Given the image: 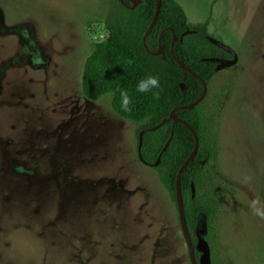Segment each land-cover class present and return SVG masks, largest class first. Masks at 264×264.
<instances>
[{
  "label": "rangeland",
  "instance_id": "1",
  "mask_svg": "<svg viewBox=\"0 0 264 264\" xmlns=\"http://www.w3.org/2000/svg\"><path fill=\"white\" fill-rule=\"evenodd\" d=\"M174 1L237 54L213 125L209 173L232 192L211 260L264 264V218L249 207L264 204V0ZM109 5L0 0V264H189L174 202L136 157V125L108 94L80 93Z\"/></svg>",
  "mask_w": 264,
  "mask_h": 264
},
{
  "label": "trees",
  "instance_id": "2",
  "mask_svg": "<svg viewBox=\"0 0 264 264\" xmlns=\"http://www.w3.org/2000/svg\"><path fill=\"white\" fill-rule=\"evenodd\" d=\"M121 1L110 0L103 19L105 37L91 45L82 64L80 93L87 100H96L108 94L115 114L136 125V138L142 130L139 156L136 152V157L155 170L158 181L174 202L176 170L190 152L193 137L183 124L167 119L168 113L172 108L194 101L201 92L200 80L205 83L206 92L199 103L190 109L174 111L175 116L184 120L197 137L196 152L181 171L179 187L195 263L201 264L197 246L203 243L209 256L216 247V224L224 199L223 192L232 190L225 181L210 175L209 164L215 162L218 153L214 118L223 95L229 89V77L234 68H230L227 82L214 89L209 84L216 73V64L208 58L227 54L206 39L207 21L189 25L174 0H160L156 19L144 35L155 0H139L133 8H130L131 1L136 0ZM186 28L193 32L184 34L178 40L179 34ZM158 45L162 46V53L154 54ZM174 58L193 71L196 77L178 67ZM149 74L160 79L162 91L158 101L153 100L151 93L136 91L137 82ZM180 83L183 84L182 89ZM122 88L127 89L132 97L130 112L120 107ZM163 119L162 124L148 130ZM167 139L164 150L160 152ZM158 154V162L152 167ZM208 264H213L211 257Z\"/></svg>",
  "mask_w": 264,
  "mask_h": 264
},
{
  "label": "water",
  "instance_id": "3",
  "mask_svg": "<svg viewBox=\"0 0 264 264\" xmlns=\"http://www.w3.org/2000/svg\"><path fill=\"white\" fill-rule=\"evenodd\" d=\"M118 1L122 3L121 0H118ZM136 2H139V0L131 1L130 8H133ZM159 5H160V0H155L153 14H152V17H151L148 25H147V28H146V30L144 32V35L152 27V25H153V23H154V21L156 19L157 13H158ZM192 32H193V30H189V29L186 28L181 34H179L178 40H180L181 37L184 34H188V33H192ZM206 39L210 43L215 45L216 47H218L221 50H223V51H225L227 53H230L232 55V57L230 59L208 58V60L215 61L217 63L215 68H214V70H218L220 68L227 67V66H232L236 62V53L233 51L232 48H230L229 46L224 44L222 41L217 40V39H215V38H213L211 36H206ZM173 40H174V35L172 34V41ZM160 53H162V46L158 45V50L155 51L154 54H160ZM174 61L176 62L178 67H180L183 70H185L186 72H188L191 76L196 77L195 73L193 71H191L188 67H186L183 63H181L179 60L174 58ZM200 82H201L200 95L194 101H192L191 103H189L187 105H181V106L172 108L169 111L168 117H167V119L171 120L172 122H180L181 124H183L191 132L192 137H193L192 148H191L190 152L188 153V155L185 157V159L181 162V164L177 168L176 174H175V177H174V206H175L176 217H177V225H178L181 237L183 239V242H184V245H185V248H186V253H187V258H188L189 264H196V263H195L194 252H193L191 240H190L187 228H186V223H185L184 214H183L182 199H181V193H180V187H179V177H180V174H181V171H182L183 167L193 158V156H194V154L196 152V149H197V137H196L194 131L192 130V128L184 120H182V119H180V118L175 116L174 111H175V109H190V108L194 107L197 103H199L201 101V99L205 95L206 86H205V83L202 80H200ZM179 86H180L181 89L183 88V84L182 83H180ZM164 121H165V119L161 120L156 126L150 127V128H148V130L156 128L157 126L162 124ZM141 136H142V130L137 133V138H136V152H137V155H138L139 147H140V143H141ZM167 142H168V139L165 142V144L162 146L160 152L164 150ZM158 158H159V154L157 155L154 163L152 164V167L157 164ZM202 252L205 253V250L202 249Z\"/></svg>",
  "mask_w": 264,
  "mask_h": 264
},
{
  "label": "clouds",
  "instance_id": "4",
  "mask_svg": "<svg viewBox=\"0 0 264 264\" xmlns=\"http://www.w3.org/2000/svg\"><path fill=\"white\" fill-rule=\"evenodd\" d=\"M129 63H131V61H129ZM136 91L139 93H151L153 100L158 101L160 99V92L162 91L159 77L152 74L142 77L137 82ZM120 97L121 109L125 112H130L132 110L131 105L133 100L129 94V91L123 88L120 89ZM250 180V177L245 178V182H250ZM249 207L255 215L264 218V204H262L258 199H253Z\"/></svg>",
  "mask_w": 264,
  "mask_h": 264
},
{
  "label": "flooded vegetation",
  "instance_id": "5",
  "mask_svg": "<svg viewBox=\"0 0 264 264\" xmlns=\"http://www.w3.org/2000/svg\"><path fill=\"white\" fill-rule=\"evenodd\" d=\"M206 36H210L209 35V33L207 32V25H206ZM228 46V45H227ZM231 48V47H230ZM234 51V50H233ZM225 52V51H224ZM235 52V51H234ZM227 55L226 56H219V57H213V58H220V59H230L231 57H232V55L230 54V53H227V52H225ZM236 53V52H235ZM236 61H237V54H236ZM215 62V61H214ZM236 63V62H235ZM235 63L232 65V66H227V67H223V68H220V69H218V70H215V71H227V72H229V70H230V68H234L235 67ZM215 64H217L216 62H215ZM224 83V82H223ZM206 86V85H205ZM225 95V94H224ZM223 95V96H224ZM204 97V96H203ZM223 98V97H222ZM202 100V99H201ZM215 107V106H214ZM216 108V107H215ZM218 114V113H217ZM216 114V115H217ZM215 115V116H216ZM214 120H215V118H214ZM138 161L141 163V164H143L139 159H138ZM144 165V164H143ZM149 167V166H148ZM224 181V180H223ZM226 183V182H225ZM228 187V186H227ZM230 188V187H229ZM232 189V188H231ZM225 191H228V192H232V190L231 191H229V190H225ZM224 191V192H225ZM223 192V193H224ZM225 195V194H224ZM197 249L199 250V253H201V256H200V258H201V262L203 263V264H208V262H209V257H211V254H210V256H209V253H208V250H207V248H206V246L202 243H200L198 246H197ZM202 249L203 250H205V253L204 252H202ZM214 249V248H213Z\"/></svg>",
  "mask_w": 264,
  "mask_h": 264
},
{
  "label": "crops",
  "instance_id": "6",
  "mask_svg": "<svg viewBox=\"0 0 264 264\" xmlns=\"http://www.w3.org/2000/svg\"><path fill=\"white\" fill-rule=\"evenodd\" d=\"M179 7H180V6H179ZM180 8H181V7H180ZM203 21H207V19H204ZM203 21H202V22H203ZM202 22H201V23H202ZM207 22H208V21H207ZM207 24H208V23H207Z\"/></svg>",
  "mask_w": 264,
  "mask_h": 264
}]
</instances>
